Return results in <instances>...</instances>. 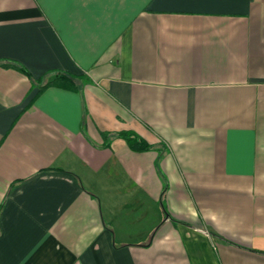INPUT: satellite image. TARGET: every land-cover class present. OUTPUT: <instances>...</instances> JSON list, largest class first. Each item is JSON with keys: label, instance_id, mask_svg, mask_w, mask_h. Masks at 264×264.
<instances>
[{"label": "crops", "instance_id": "0c3cea01", "mask_svg": "<svg viewBox=\"0 0 264 264\" xmlns=\"http://www.w3.org/2000/svg\"><path fill=\"white\" fill-rule=\"evenodd\" d=\"M0 264H264V0H0Z\"/></svg>", "mask_w": 264, "mask_h": 264}, {"label": "trees", "instance_id": "16d2710c", "mask_svg": "<svg viewBox=\"0 0 264 264\" xmlns=\"http://www.w3.org/2000/svg\"><path fill=\"white\" fill-rule=\"evenodd\" d=\"M21 69L25 70L23 67ZM78 78L79 77L75 75L57 72L53 79L47 80L42 86H40V91L49 86H65L70 88H77ZM42 82L44 81L42 80ZM119 135L126 139L129 146L134 150H148L152 147L146 140H144L142 137L132 131H122L119 133Z\"/></svg>", "mask_w": 264, "mask_h": 264}]
</instances>
